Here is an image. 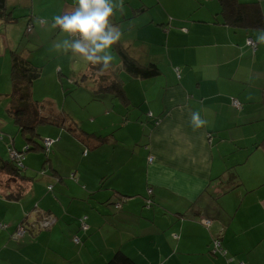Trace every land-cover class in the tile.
Returning <instances> with one entry per match:
<instances>
[{"label": "crops", "instance_id": "1", "mask_svg": "<svg viewBox=\"0 0 264 264\" xmlns=\"http://www.w3.org/2000/svg\"><path fill=\"white\" fill-rule=\"evenodd\" d=\"M74 2L8 0V5L16 14L32 13L36 39L41 41L38 34L53 28V17ZM123 2V11L117 10L113 17L123 33L121 45L139 63L159 64L163 73L148 81L122 75L130 113L125 121L126 109L122 105L117 108L114 103L118 101L113 100L111 113L104 112L110 125L101 135L113 133L110 138L116 142L98 147L96 138L89 140L94 153L89 161L91 174L96 178L88 177L86 169L77 178V169V181L67 182L51 155L44 167L54 175L46 171L48 175L38 182L27 183L19 199H12L11 190L0 187V221L7 226L0 227V264H106L122 245L130 247L131 255L141 264H264V149L253 147L264 137V99L260 102L264 95V45L253 53L246 45V32L224 26L218 2L201 6L199 0V4L184 0L179 10L168 0ZM39 19L47 23L42 25ZM53 29L57 37L66 38L58 27ZM111 51L118 64L119 56L113 48ZM175 69L180 70V80ZM233 97L254 101L256 105L246 116L261 118L262 123L246 124L239 116L232 126L235 113L229 104ZM104 108L107 110L106 104ZM192 111L200 112L207 121L205 127L193 131ZM150 113L152 120L162 119L157 127L146 124L145 114ZM211 132H219L218 137L225 139L216 145L210 141ZM62 136L61 146L68 140ZM140 141L145 147L138 145ZM126 149L135 157L123 159ZM52 151L56 156L57 151ZM228 151L234 156L223 160ZM107 165L112 169L102 171ZM225 166L236 167L242 183L229 193L219 179L227 177ZM121 169L126 174L120 173ZM35 182H40L39 188ZM149 187L154 197L147 208L143 196ZM118 200L120 209L114 208ZM157 208L173 214L168 223L162 213L156 217ZM46 214L57 219L51 230L30 231L14 239L22 223H34ZM82 215H88L86 232L80 229L78 218ZM198 216L212 220L211 227L199 224ZM74 236L81 242L75 243ZM217 238L235 258L232 263L209 254ZM158 246L160 251L155 254Z\"/></svg>", "mask_w": 264, "mask_h": 264}, {"label": "trees", "instance_id": "2", "mask_svg": "<svg viewBox=\"0 0 264 264\" xmlns=\"http://www.w3.org/2000/svg\"><path fill=\"white\" fill-rule=\"evenodd\" d=\"M208 1V0H204ZM204 1L199 2L200 5H204ZM218 2V4L221 7V18H222V24L235 32L241 30L243 32H246V45L250 47L255 53L259 46L262 45H256L249 43L250 40H255V34L256 30L258 29H264V6L261 0H256L255 2H242V0H215ZM198 2V3H199ZM21 19H27L26 20V33H30L32 30H34V24H33V15L28 12V14L25 15H19L16 14L15 9H10L8 5V0H0V22L2 24L8 25V24H16ZM42 19H39L41 21ZM43 25V23H40ZM114 52L117 53V55L120 58V62L118 64L113 62V68L109 71L108 74L105 75H99L97 72V68L95 66H92L88 63L87 71L81 75L78 76L76 83H83L87 80H91L94 82L96 90L95 92L98 95H108L107 97H112L113 100H117L125 109V118L124 120H128V115L130 113V101L126 95L125 91V79L122 75H125L129 77L130 80H153L162 75V70L157 63H149L146 65H143L139 63L133 56H131L127 50L126 47L121 45L119 42L118 44L113 46ZM26 53L31 54L32 51L28 49H12L11 50V80H12V92L10 94V101L9 106L7 109L8 116L10 120L13 122L15 127L18 129L19 134L23 136L24 139H26L27 142H24L23 139L20 140L19 145L17 146L15 144L16 140L12 139L11 143L7 145V158L3 157V155L0 154V175L7 177V179L12 180V182H16L18 185L17 190H12L10 186L7 184L4 185L3 180L0 179V187L7 188L11 190V198H17L19 199L21 196H23L26 192V184L32 183L33 178L26 176L24 174L25 171V165L24 161L26 159V153L34 150H44L47 154L46 161L48 159H51L52 150L53 147L61 142L63 136L62 133L66 136L68 140L65 142H72L73 144H77L79 148V155H81V146L82 144L89 146V140L92 138H96L98 140V147L101 145H105L106 143H114L112 138H110L113 133L110 134V136H103L101 135V131H99L100 134H96L94 131H87L84 129L80 124L75 123L74 121H71L70 114H68L65 110H62L57 104L53 103L54 101H48L50 99H45L44 101H37L34 99V91L33 86L36 81L42 78L43 76V67L39 66L35 63L32 57L27 55ZM175 74L177 75L178 80H180V70L175 69ZM59 74H63V71L60 70ZM65 74V73H64ZM80 79V80H79ZM79 80V81H78ZM97 95V96H98ZM96 96V100L99 98ZM254 99H258L257 96H255ZM264 99V95H261L262 102ZM230 107L233 109V112L235 113L234 120L232 119L230 123H233L232 126H234L237 119H239V116H242V121L246 124L251 123L252 121H256L257 123L260 122L261 118L254 119V116L247 118L246 111H251V107H254L256 104L254 101L248 102L246 99L242 98H231V103L229 104ZM106 112V114H108ZM105 113L103 114L105 117L107 116ZM152 113L149 115L145 114V122L146 124H152L157 127L159 123L162 122L161 118H157L155 120H152L151 117ZM73 120V119H72ZM93 120H96V117H94ZM96 121L93 122L95 124ZM253 123V122H252ZM45 125L50 126V130H52L53 134L55 136H47L46 140L43 142L42 145L39 144L37 139H35L36 136H40L39 134V127ZM244 124H240L242 126ZM231 126V125H230ZM109 127V126H108ZM105 130V129H104ZM219 132H211L209 134L210 141L214 144L221 143L225 138L224 136L218 137ZM101 135V136H100ZM148 137V135L146 136ZM65 138V137H64ZM227 139V138H226ZM51 141L50 147L48 149L46 148V141ZM63 144L64 149H66L67 144ZM81 143V144H80ZM142 144V145H141ZM133 145V144H132ZM140 147H145L144 142L138 143ZM136 146V144H135ZM255 149L257 148H263L264 149V137L258 141L254 146ZM110 148V147H109ZM124 148V147H119ZM254 149V150H255ZM84 150V149H83ZM82 150V151H83ZM143 150V149H142ZM253 150V151H254ZM91 148L89 150L83 151V157L87 158V162H89L91 157H93V152H91ZM124 158H133L135 157L133 151L128 149L125 150ZM12 153H16L20 156V159H13L11 157ZM118 155V153H116ZM233 151H228L225 155H223V160L228 159L230 157H233ZM148 157V156H147ZM83 158V160H84ZM236 158V157H235ZM149 159V158H147ZM222 160V161H223ZM239 160V159H238ZM153 159L150 158V162H152ZM90 165V163H89ZM236 166V165H235ZM102 167V166H101ZM92 168V167H91ZM112 169L108 165L106 167H103L101 170L105 171L108 170V172ZM87 169L85 171V174L87 175ZM123 172L126 174V170H120V173ZM224 172L227 175V177L219 178L223 183L226 184V190L225 193L232 192L242 186V183L239 179V175L236 172V167H224ZM111 173V172H110ZM223 175V174H222ZM111 176V174H109ZM112 177V176H111ZM219 177V176H218ZM217 177V178H218ZM94 178V177H92ZM227 178V182H226ZM71 180H76L74 174L71 176ZM69 186V183H66ZM85 186V185H84ZM83 186V187H84ZM49 191L53 190V187L50 186ZM153 190L152 188H148L146 194L143 196V199L146 202V207L150 208L153 205ZM117 205V206H116ZM116 209L121 208V203L118 204V202L114 205ZM186 217V215L184 216ZM184 217H182L184 219ZM200 218V219H199ZM198 223L203 225L205 228H209L212 225V220L201 218L198 216ZM80 223V229L81 231H88L89 230V223H88V215H82L78 218ZM205 221H209L210 224H207ZM45 223H51L49 225H44ZM57 223L56 217L50 214L43 215L39 220L35 221L34 223H22L15 231L14 238L20 239L23 238L26 234H28L30 231L34 232H42V231H48L53 228V226ZM1 225L7 227L0 221V227L3 228ZM132 225L131 223H128V226ZM107 226V225H106ZM134 228V227H133ZM22 231V236H17V232ZM73 241L75 243H80V237L74 236ZM160 245V244H159ZM161 247V246H160ZM160 247L158 246L154 253L157 254L158 251H160ZM209 254L213 257H225L227 260V263H232L235 258L232 256H229L228 253L225 251L223 247V242L221 238H217L212 241L211 246L209 247ZM130 247H127V245L119 246L111 255V257L108 259L106 264H141V261H138L135 256L131 255ZM153 252V251H152ZM152 254V253H151ZM154 264V263H152ZM238 264H245L241 261L238 262Z\"/></svg>", "mask_w": 264, "mask_h": 264}, {"label": "rangeland", "instance_id": "3", "mask_svg": "<svg viewBox=\"0 0 264 264\" xmlns=\"http://www.w3.org/2000/svg\"><path fill=\"white\" fill-rule=\"evenodd\" d=\"M196 1L198 3V0ZM189 3H191V0H188L187 4ZM204 3L207 6H211L213 3L217 2L208 0L204 1ZM168 4H171L172 7L179 10L180 6L184 5V0H168ZM23 24L25 25L26 22L23 21ZM23 24L16 23L5 25L0 22V154L5 158H7V145L11 143L12 139H15L16 141L23 139L24 142H27L26 139L19 134L18 129L10 120L7 112L10 94L12 92V49L21 48L23 50L28 49L32 51L33 53L31 56L29 53L26 54L32 57L37 65L43 67L42 78L36 81L33 86L34 99L37 101H44L45 99H50L48 101H54L53 103L57 104L62 110H65L70 114L71 121L80 124L87 131L106 130L110 125L109 118H107V116L105 117L103 113L106 111L111 113L112 107L109 108V104L116 102H113V99L110 96L109 98L107 97V99L106 96L108 95H98L95 92V84L91 80H87L80 84L75 82L79 75L87 71L88 62L79 59L75 61V58L71 53L65 55L62 52L54 50L52 47L53 42L58 39H63L61 35L57 37L55 29L49 28V30L42 33V35L39 33L38 35L41 39V41H39L36 39V30L26 33V25L24 26ZM42 37L44 39H42ZM42 46L47 47L45 50L41 51ZM115 56L116 55H114V57ZM115 58H117L118 61V57L116 56ZM60 70H63V74L61 75L59 74ZM66 73L68 75H66ZM96 96L99 97L97 100L95 99ZM105 104L107 110L104 108ZM114 104L117 108L121 106L119 102ZM99 110L102 112H99ZM117 110H115L114 113H117ZM114 113V121H116L118 117H116ZM96 115V120H93ZM94 121H96L95 124H93ZM117 127L119 126H116V129H118ZM38 131L40 136H36L35 139H37L40 145H42L47 139V136H55V134L52 135L53 132L50 130V126L42 125L39 127ZM15 144L18 146L19 142H15ZM65 144H67L66 149H64L65 147H63V145L61 146L58 144L53 147L54 150L57 151V155L54 156L52 154V158L54 159L56 167L61 166L64 176L66 177V180H68L67 182L73 181H71V176L72 174L77 173V169L79 171L77 178H79V174L84 175L85 169L88 171L86 172L88 177L96 178L93 175V172L91 174V166L89 165V162H87V158H84L82 154L84 153L83 151L89 150L90 147L82 144L81 155H79L77 144H73V141L65 142ZM46 158V152L39 148L38 150L27 152L24 161V174L28 177H32L33 181L36 180L37 182L42 176L48 175L45 174L46 171H49L50 175H54L52 170L49 168L46 170V166L44 167ZM72 164L78 165L77 168H73ZM4 179V185L7 184L12 190L18 189V184L16 182H12V180L7 179V177L5 180ZM37 182H35V188L40 187V182ZM120 203H122L121 200H118V204ZM157 212L156 217L158 218H160L161 213L163 214V218L166 216V223H168L170 216L173 215L169 214L167 210L165 211L160 208H157ZM137 216L139 218L138 214ZM163 218L161 220L162 224Z\"/></svg>", "mask_w": 264, "mask_h": 264}, {"label": "clouds", "instance_id": "4", "mask_svg": "<svg viewBox=\"0 0 264 264\" xmlns=\"http://www.w3.org/2000/svg\"><path fill=\"white\" fill-rule=\"evenodd\" d=\"M123 9V0H75L63 14L53 17L52 27L67 34L66 38L53 42V49L88 62L97 68L99 75L108 74L115 59L111 49L123 35L113 17L117 10L122 12ZM249 43L264 45V29L256 30L255 40ZM190 124L193 131H197L205 127L207 121L199 111H192Z\"/></svg>", "mask_w": 264, "mask_h": 264}, {"label": "built area", "instance_id": "5", "mask_svg": "<svg viewBox=\"0 0 264 264\" xmlns=\"http://www.w3.org/2000/svg\"><path fill=\"white\" fill-rule=\"evenodd\" d=\"M46 148L48 149V147H50V145H51V141H46ZM11 157L13 158V159H20V156L18 155V154H16V153H12L11 154ZM207 224H210L209 223V221H205ZM49 224H51V223H45L44 225H49ZM3 228H5V226H3V225H1ZM22 234H23V232L22 231H19V232H17V236H22Z\"/></svg>", "mask_w": 264, "mask_h": 264}]
</instances>
